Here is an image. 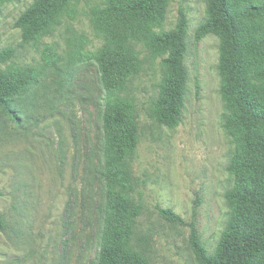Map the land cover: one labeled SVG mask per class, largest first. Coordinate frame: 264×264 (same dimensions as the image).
Listing matches in <instances>:
<instances>
[{"label":"rangeland","instance_id":"374dc122","mask_svg":"<svg viewBox=\"0 0 264 264\" xmlns=\"http://www.w3.org/2000/svg\"><path fill=\"white\" fill-rule=\"evenodd\" d=\"M32 1L0 0V47L12 48V64L38 78L22 104L23 125L0 128V264H89L94 258L101 186L93 169L104 95L97 57L116 43L132 46L140 60L125 89L138 120L130 158L132 197L140 205L133 246L150 264H202L190 244L189 226L166 221L158 208L193 221L211 253L232 211L225 193L236 182L253 189L261 178L228 169L233 159L251 153L241 129L226 127L234 108L232 99L220 94L219 37L200 32L207 1L168 0L158 19L107 14L106 0H73L49 34L24 41L14 22ZM229 1L238 26L249 28L256 40L264 38V15L253 20L241 15L249 4L264 0ZM180 9L187 18V83L181 119L168 127L153 112L166 53L154 52L150 41L175 27ZM252 69L245 70L248 76ZM259 84L264 89V77ZM233 207L254 224L264 204ZM254 264H264V251Z\"/></svg>","mask_w":264,"mask_h":264},{"label":"trees","instance_id":"16d2710c","mask_svg":"<svg viewBox=\"0 0 264 264\" xmlns=\"http://www.w3.org/2000/svg\"><path fill=\"white\" fill-rule=\"evenodd\" d=\"M72 1L33 0L16 18L14 26L21 29L24 41L47 35ZM167 1L106 0L103 11L113 16L159 19ZM206 1L200 32L219 37L220 94L230 97L234 108L233 115L226 118V127L241 129L243 145L251 153L250 157L233 159L228 169L234 173H258L261 178L253 189L236 182L227 190L225 197L232 211L211 253L200 242L193 221L186 223L170 208L159 207L158 211L168 222L189 226L190 244L202 264H254L264 251V208L256 223L250 224L243 212L233 206L255 201L264 204V89L259 84L264 77V54L260 52L264 38L256 40L249 28L238 26L231 1ZM241 15L247 20L264 15V1L249 4ZM186 30L187 18L180 9L175 27L155 33L150 41L154 52L166 53L162 60L166 74L153 112L156 121L168 127L180 121L184 107ZM13 55L12 48L0 47V128L4 130L10 122L23 125L22 104L38 82L31 69L12 64ZM97 66L104 95L100 107V150L93 178L101 186V201L96 209L95 256L89 264H150L133 246L140 205L132 197L130 158L138 141V120L135 105L125 93L128 79L139 70L140 60L132 46L116 43L97 57ZM251 66L253 75L248 76L245 70ZM3 229L0 217V231Z\"/></svg>","mask_w":264,"mask_h":264}]
</instances>
